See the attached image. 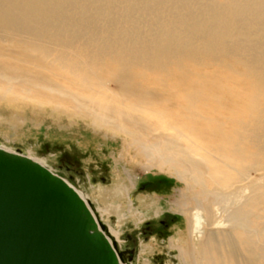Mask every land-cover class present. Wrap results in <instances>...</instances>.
Wrapping results in <instances>:
<instances>
[{
	"label": "bare ground",
	"instance_id": "obj_1",
	"mask_svg": "<svg viewBox=\"0 0 264 264\" xmlns=\"http://www.w3.org/2000/svg\"><path fill=\"white\" fill-rule=\"evenodd\" d=\"M54 99L184 186L180 264H264V0H0L2 111ZM128 182L102 216H142Z\"/></svg>",
	"mask_w": 264,
	"mask_h": 264
},
{
	"label": "rangeland",
	"instance_id": "obj_2",
	"mask_svg": "<svg viewBox=\"0 0 264 264\" xmlns=\"http://www.w3.org/2000/svg\"><path fill=\"white\" fill-rule=\"evenodd\" d=\"M20 96L35 98L40 95L35 93L34 96L31 92ZM52 102L60 111L33 109L31 112L32 105L13 103L9 105L11 112L7 113L1 108L9 103L2 102L0 115L9 118L8 115L17 114L22 118L15 126L6 120L0 121V147L27 153L54 171L68 167L75 177V189L95 206L99 221L107 227L108 233L110 230L119 233L116 242L119 249L131 247L134 250L131 264H180L178 253L171 246L180 245L179 239L186 233V224L183 217L172 214L169 208L178 200L179 191L184 186L174 174L156 168H142V157L133 162V156L123 155L122 139L125 137L93 128L88 119L79 115L67 114L73 111L72 105L57 103L56 99ZM130 155L134 154L131 152ZM127 176L132 181L130 186L138 183V188L130 193V201L134 203L133 210H138L142 216L132 217L124 198L123 220H118L116 214L102 216L100 210L106 209L108 203L119 202L109 201L101 193L114 187L116 182L129 185ZM100 178L104 181H99ZM149 203L151 205L147 208ZM146 224L154 229L152 234L143 232Z\"/></svg>",
	"mask_w": 264,
	"mask_h": 264
},
{
	"label": "water",
	"instance_id": "obj_3",
	"mask_svg": "<svg viewBox=\"0 0 264 264\" xmlns=\"http://www.w3.org/2000/svg\"><path fill=\"white\" fill-rule=\"evenodd\" d=\"M75 184L0 148V264H131Z\"/></svg>",
	"mask_w": 264,
	"mask_h": 264
},
{
	"label": "flooded vegetation",
	"instance_id": "obj_4",
	"mask_svg": "<svg viewBox=\"0 0 264 264\" xmlns=\"http://www.w3.org/2000/svg\"><path fill=\"white\" fill-rule=\"evenodd\" d=\"M41 163H42V162H41ZM45 164H46V163H45ZM60 170H61L60 172H61L62 174H64L66 177H68V178H72V179L75 180V177L72 175V173L70 172V169H69L68 167H66V168H61V167H60ZM80 175H82V174L80 173ZM92 181L95 183L97 180L94 178ZM99 181H104V179H103V178H100ZM143 185H144V184H142V187H141V188H143ZM137 188H138V187H137ZM137 188H136V189H137ZM133 204H134V203H133ZM133 207H134V206H133ZM153 231H154V229L151 227V225L146 224V225L144 226V230H143L144 233L152 234ZM130 241H132V240H130ZM120 251H121L123 257L126 258V259H128V258H130V257H132V256L134 255V250H133L131 247H129V248H128V247H124V248L120 249Z\"/></svg>",
	"mask_w": 264,
	"mask_h": 264
}]
</instances>
